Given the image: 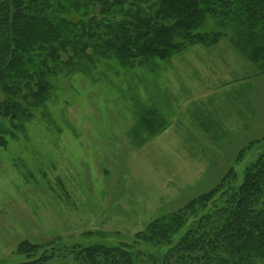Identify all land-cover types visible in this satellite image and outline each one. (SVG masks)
I'll return each mask as SVG.
<instances>
[{
    "label": "rangeland",
    "instance_id": "rangeland-1",
    "mask_svg": "<svg viewBox=\"0 0 264 264\" xmlns=\"http://www.w3.org/2000/svg\"><path fill=\"white\" fill-rule=\"evenodd\" d=\"M194 33L216 40L132 65L94 56L53 80L0 146V264L28 260L24 241L131 243L228 171L242 180L264 153V74L216 17ZM150 110L157 125L141 122Z\"/></svg>",
    "mask_w": 264,
    "mask_h": 264
},
{
    "label": "trees",
    "instance_id": "trees-1",
    "mask_svg": "<svg viewBox=\"0 0 264 264\" xmlns=\"http://www.w3.org/2000/svg\"><path fill=\"white\" fill-rule=\"evenodd\" d=\"M207 16L231 29L234 45L264 74V0H0V146L47 99L55 78L101 56L132 65L211 43L215 34L194 33ZM158 120L150 110L141 122ZM229 176L150 222L131 243L24 241L19 251L29 259L17 264L59 256L61 264H264V153L239 183Z\"/></svg>",
    "mask_w": 264,
    "mask_h": 264
}]
</instances>
